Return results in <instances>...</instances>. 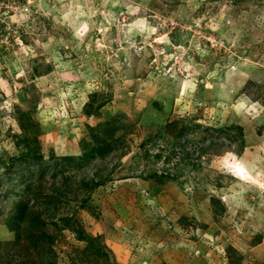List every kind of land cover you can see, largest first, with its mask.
<instances>
[{
  "label": "rangeland",
  "instance_id": "1",
  "mask_svg": "<svg viewBox=\"0 0 264 264\" xmlns=\"http://www.w3.org/2000/svg\"><path fill=\"white\" fill-rule=\"evenodd\" d=\"M0 264H264V0H0Z\"/></svg>",
  "mask_w": 264,
  "mask_h": 264
},
{
  "label": "bare ground",
  "instance_id": "2",
  "mask_svg": "<svg viewBox=\"0 0 264 264\" xmlns=\"http://www.w3.org/2000/svg\"><path fill=\"white\" fill-rule=\"evenodd\" d=\"M184 90H186V86L184 87ZM222 160L224 168L234 179L244 181L246 183L257 182L255 176L240 158H234L232 155L226 153L224 154V157H222Z\"/></svg>",
  "mask_w": 264,
  "mask_h": 264
}]
</instances>
